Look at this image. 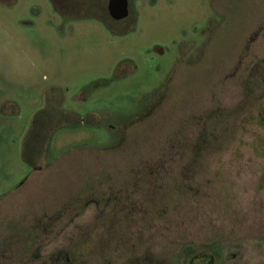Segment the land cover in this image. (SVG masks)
Here are the masks:
<instances>
[{
    "label": "rangeland",
    "instance_id": "374dc122",
    "mask_svg": "<svg viewBox=\"0 0 264 264\" xmlns=\"http://www.w3.org/2000/svg\"><path fill=\"white\" fill-rule=\"evenodd\" d=\"M107 1L0 0V264H264V0Z\"/></svg>",
    "mask_w": 264,
    "mask_h": 264
},
{
    "label": "water",
    "instance_id": "95a60500",
    "mask_svg": "<svg viewBox=\"0 0 264 264\" xmlns=\"http://www.w3.org/2000/svg\"><path fill=\"white\" fill-rule=\"evenodd\" d=\"M107 10L113 19H122L128 15V0H108Z\"/></svg>",
    "mask_w": 264,
    "mask_h": 264
},
{
    "label": "flooded vegetation",
    "instance_id": "af4514ba",
    "mask_svg": "<svg viewBox=\"0 0 264 264\" xmlns=\"http://www.w3.org/2000/svg\"><path fill=\"white\" fill-rule=\"evenodd\" d=\"M51 1H52L53 5H54V8L56 9V11L61 10V8H59L60 6L58 5L59 3L58 2L56 3L57 0H51ZM106 8H107V5H106ZM107 12H108V10H107ZM129 13H130V4H129V0H128V15H129ZM126 17H124V18H126ZM204 29H205L204 32H206V41L205 42H207L208 33H209V30H210V21H206Z\"/></svg>",
    "mask_w": 264,
    "mask_h": 264
},
{
    "label": "trees",
    "instance_id": "16d2710c",
    "mask_svg": "<svg viewBox=\"0 0 264 264\" xmlns=\"http://www.w3.org/2000/svg\"><path fill=\"white\" fill-rule=\"evenodd\" d=\"M44 139V138H43ZM46 139H48V136H47V138ZM45 139V140H46ZM188 247V249H189V252L191 251V249H192V247L191 246H187Z\"/></svg>",
    "mask_w": 264,
    "mask_h": 264
}]
</instances>
